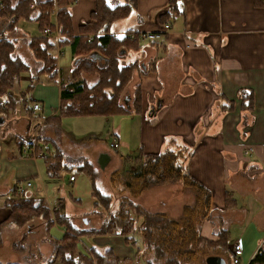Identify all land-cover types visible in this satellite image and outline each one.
<instances>
[{"label":"crops","instance_id":"obj_1","mask_svg":"<svg viewBox=\"0 0 264 264\" xmlns=\"http://www.w3.org/2000/svg\"><path fill=\"white\" fill-rule=\"evenodd\" d=\"M96 8L97 0H76L70 6L72 36L78 37L75 42L60 41L64 34L59 28L58 10L49 13L55 24L52 29L57 38L46 37L53 44L48 54L56 59V75L51 76L41 70L23 72L18 85L9 91L8 96L0 97V103L7 100L6 106L4 105L6 111L1 113L5 122L0 124V225L11 215L12 210L8 203L18 200L15 184L20 180H31L34 188L25 200L45 201L52 218L57 206L78 227H82L80 222L88 227L93 222L90 227H100L103 207L95 204L97 200L93 196L94 183L106 196L114 192L112 187L104 191L99 182L97 183L99 178L102 179L101 176L93 181L86 170H81L90 178V206L85 208L86 212H81L84 217L70 216L66 212L68 201L63 197L65 190L67 185L76 188L79 179L76 175L74 181H69L70 173H76L63 158L65 141L61 136L64 131L61 118L80 117L86 121L105 119L109 122L115 115H121L123 119L131 115L133 120L127 122L130 132L112 128L107 144L103 143L96 131L79 140L73 134L67 136V139L86 145L94 144L95 149L111 156L110 162L114 157L121 163L124 158L133 160L138 150L158 154L168 149L188 147L193 155L181 159L182 163L212 192V219L203 222L201 234L216 241L219 239L220 229L225 228L229 232L230 251L232 242L239 240L244 249L242 259L250 264L258 252L264 255V0H178V11L170 16L165 14L169 9V0H136L126 17L110 25V34L123 37L130 30L164 31L167 23L170 28L164 31L159 41L139 40L137 44L130 43L120 48L119 67L132 65L133 70L127 76L128 81L120 90L117 102L110 103L112 110L109 112L104 110L107 99L101 98L99 94L95 99L98 108L91 112L87 109L90 107L87 91H83L72 101H64L61 95L64 85L72 87L75 81L90 90L102 77V72L96 69L97 66H107L108 57L101 48L92 52L83 48L86 43L82 39L93 37L94 33L84 34L81 25L92 20L91 12ZM25 21L20 22L18 29L27 36L23 34L19 37L45 36L41 28L38 36H32L24 29V23L37 25L39 28L38 20ZM10 26L11 17H0V36L12 32ZM25 46L23 51H19L16 44V54L28 65L23 52L32 56L31 64L40 62L33 55L28 43ZM89 57L96 63L85 67L87 70L77 72L75 68L81 60H89ZM63 58L69 60L68 65L62 67ZM138 84L141 95L139 108L135 111V89ZM104 87L105 91L110 92L115 85L110 82ZM242 90L252 91L251 96L247 97L248 100L251 99L249 106L246 105L248 100L239 98ZM103 94L105 95L104 91ZM158 100H161L162 107L155 114L149 115ZM64 102L67 106L75 102L74 105L85 106L87 111L70 113L75 106L69 108V113L64 116L60 113ZM35 103L40 104L41 111L33 110ZM28 127L29 133L34 131L33 134L38 128L40 139L36 144L26 146L21 143V139H24L21 134H25ZM114 138L119 143L118 149L110 146ZM123 148L129 150V153L123 154ZM250 148L251 154H246V150ZM26 150H35L36 154L28 155ZM42 153L43 156L40 155ZM54 155L57 158L47 162L45 158ZM130 165V168L134 167L133 164ZM126 168L128 166L123 164L122 167H113L112 170ZM59 170L67 175L57 176ZM103 178L104 183L111 184L110 175ZM151 189L146 190L135 201L152 212H169L175 217L180 215L185 203L176 213L171 209L158 210L154 207L158 202L154 204L149 200ZM38 190H42L46 197L33 198ZM176 193L180 198L188 195L183 193L182 187H178ZM72 199L82 202L81 199ZM113 203L117 207L116 199ZM158 204L165 205L166 202L161 200ZM240 211L243 214L239 216L238 225L233 228L230 223ZM88 214L96 217L95 221L86 217ZM136 221L137 226L140 225L143 222L142 217ZM39 224H43V233H39L41 239L33 242L31 246L32 253L42 260L36 264H69L51 262L54 245L46 239L52 237L51 230H47L42 220ZM54 226L60 227L57 224ZM20 227L15 228L16 231ZM127 238L125 235L109 233L82 236L79 241L80 248L92 258L90 248L101 253L112 248L121 264H146L137 253V249L143 245L142 235L135 232L129 240ZM26 252L18 254L24 260L19 261V264L28 262L30 254ZM227 264L231 262L228 261Z\"/></svg>","mask_w":264,"mask_h":264},{"label":"trees","instance_id":"obj_2","mask_svg":"<svg viewBox=\"0 0 264 264\" xmlns=\"http://www.w3.org/2000/svg\"><path fill=\"white\" fill-rule=\"evenodd\" d=\"M59 1L58 9V22L60 31L64 34L63 42L77 41L72 36V23L70 6L76 0H0V4L5 5V10L0 9L1 16L9 14L11 19L15 22L20 20H38L41 30L43 27H53L55 24L51 18L45 16L51 13L53 2ZM134 4L130 5L129 2L125 4L117 3L113 7L107 0H97V8L92 13V20L81 25V31L86 34L93 32L94 36L91 40H84L86 43L84 50L92 52L100 49L106 52L108 63L106 67L97 66L96 69L102 72L99 83L87 89L82 83L75 81L73 86L66 87L64 85L61 95L64 101H72V99L80 93L88 92L90 100V109L95 111L98 105L95 99L98 94L101 98L107 99V104L104 110L109 112L112 110V103H116L120 94V90L128 81L127 76L132 72L133 66L119 67L118 59L120 55V48L130 43H136L139 40L130 39L126 37H118L110 34V25L120 18L126 17L129 10ZM31 2L37 4L36 10L30 8ZM47 7L45 9L42 6ZM178 0H169V9L166 15L170 16L175 14L178 10ZM34 16V17H32ZM46 18V19H45ZM12 25V26H13ZM10 26V29H12ZM103 32L104 34H101ZM85 37V36H83ZM82 38V37H80ZM48 37L41 36L34 38L30 41L29 47L33 51L36 59L43 63L41 71L49 73L51 76L56 75V59L49 53L50 48L53 46ZM7 36L0 37V97H7L9 91L15 88L20 80L23 72L30 71V65L21 59L16 54V42ZM96 61L89 57V60H81L78 67L75 68L77 72L87 70L85 67L94 65ZM77 76V75H76ZM126 77V79H125ZM113 83L115 88L110 92L105 91L107 83ZM34 86V82L31 83ZM140 84L136 86L135 92V111L139 108L141 91ZM102 90V91H101ZM105 92V95L103 94ZM252 91H240L239 98L244 101L248 100L247 97L251 96ZM106 96V97H105ZM111 103V104H110ZM251 103V99L247 101V106ZM7 100L0 103V116L5 112L4 105L6 106ZM71 104L67 106L65 102L61 105L60 113L67 115L69 108H74L76 105ZM101 108V107H100ZM99 108V109H100ZM87 111L85 106L77 105L70 113L78 114ZM21 143L26 146L32 144L25 139H21ZM193 155L188 147L179 148L177 150H166L157 153H144L143 150H138V153L133 157L134 167H128L124 170L118 169L111 173L110 181L115 195L103 194L94 183L93 196L96 198V206H102L103 220L102 225L98 228L88 227L80 228L74 225L68 216L63 212L55 211V216L52 218L49 208L45 201L35 199L12 200L8 204L11 207V215L4 224H16L23 226L31 223L32 220L38 218L45 222L47 230L57 224L63 227L65 232L60 238L53 239V261H61L69 264H121L112 250L109 248L101 253L94 248H90L92 256L81 249L79 238L82 236H92L100 234H121L130 236L138 232L143 237L142 248L137 249V253L146 261V264H210L209 257L216 256L221 258L227 264L228 261L232 262V253L228 244L230 243L228 230L220 229L218 240H211L205 238L201 234V227L205 220H211L212 215V192L201 181L196 179L187 169L181 159H187ZM53 157L47 156L45 159L49 162ZM80 167V170H86L87 173L95 181V176L89 168ZM180 182L183 185V193L189 194L193 197L192 202L182 205V211L178 216H172L169 212H152L142 207L135 201L146 190L162 183ZM114 195V196H113ZM114 199L118 202L117 207L113 206ZM142 217L143 222L137 226L136 219ZM55 223V224H54ZM264 264V255L258 252L253 257L250 264ZM18 264V263H7Z\"/></svg>","mask_w":264,"mask_h":264},{"label":"rangeland","instance_id":"obj_3","mask_svg":"<svg viewBox=\"0 0 264 264\" xmlns=\"http://www.w3.org/2000/svg\"><path fill=\"white\" fill-rule=\"evenodd\" d=\"M52 7H51V12L53 10H58L59 9V1H52ZM108 3H110L112 5V7L117 4L119 1L117 0H107ZM129 2L130 5L134 4L133 0H125L124 3ZM35 4V7H33V9H38L37 4L35 2H33ZM32 4V3H31ZM30 4V7H31ZM47 7V4L45 3V6H42L43 9H45ZM32 8V7H31ZM32 9V10H33ZM2 14H0V17H11L9 16V14H5L4 16H1ZM33 17V16H32ZM47 18H50V15L45 16ZM46 19V18H45ZM33 20V18H32ZM12 25L15 22L13 19H11ZM22 22H26L25 20H23L22 18L20 20H17L15 25H13L12 28V32L8 33L6 36L8 38H14L16 44H18L19 46V51H23L26 48V44L30 43V41L34 40V38H21L19 36L23 35V31H21L20 29H18L21 25ZM24 29L26 30V32L32 36H38L40 34V27L38 28L37 25H33V24H29V23H24L23 24ZM47 27V26H46ZM44 28V27H43ZM44 30V29H43ZM23 36H27L26 34H24ZM1 37V36H0ZM37 38V37H36ZM25 44V45H24ZM33 52V51H32ZM25 59L29 62V65L31 66L30 71H35L37 72L38 70H41V66H43V63L41 62H36L35 64H37L38 66H36L35 64H31L30 61H32V56L30 55V53L28 55H26L24 52L22 54ZM68 58H63L62 60V67L63 65H68ZM133 116L130 115V117H125V119H123V117L121 115H115L113 117H111L109 119V122H107L105 119H96L93 121H86L83 118L80 117H63L62 119V129L64 131H62L61 136H63L62 138L65 141V144L63 149H65V157L64 161L66 162V164H68L69 166L72 167L73 171L76 173V175L78 176V186L76 188H72L71 186L67 185V190H65V195L63 196L64 198L67 199L68 203H67V209L66 212L70 215V216H80V217H84L83 214H81V212H86L85 208L89 207V201L91 196L90 192H91V184L90 182V178L87 174L83 173L80 170V167L83 166L84 168H86V166L88 165L87 168H89L88 170L92 171L95 177H99L101 176V178L98 179L97 183L104 189V191L110 190L111 187L113 188L112 184H107L103 182V177H108V175H111V171L113 167L119 168L122 167L123 164L126 166H131L130 164H133L131 162H133V160H131L132 158H124L123 162H118L116 158L113 157V160L111 162H108V164L106 165V168H101L99 165V155H101V153L98 151L97 149H95V145L94 144H84V143H78V141L74 142L72 140H68L67 136H72V134L79 140L82 139L84 137H87L89 135H91L92 131H96L99 135L100 138H102L103 143H106L108 140V134L112 132V130H116L119 131L118 129L120 128L121 131H126V132H130V129H128L129 127L127 126V122L128 121H132ZM115 121H117V123H115ZM87 122H91V123H87ZM40 128V127H39ZM113 128V129H112ZM112 129V130H111ZM37 136L40 139V133H39V129L37 128ZM64 132V133H63ZM34 133V131L32 132ZM31 133V134H32ZM93 133V132H92ZM112 142V141H111ZM107 144V143H106ZM123 154L129 153V150H126V148L122 149ZM56 158V157H55ZM60 166V164H59ZM99 168V169H98ZM80 170V171H79ZM178 187H182L183 185L180 182H167V183H162V184H158L154 187H152L151 189V193L149 192L150 196H149V200H151V202L155 203H159L161 200H165L166 204H156L154 207H156V209H164V210H168L171 209V211L173 213L178 212L179 209H181V205L183 203L186 204V202H192L193 197L191 195H187L186 197H179V195H177L176 191L178 190ZM115 195V191L112 193ZM111 194V195H112ZM113 195V196H114ZM73 198H77V199H81L82 202L78 203L77 201H75L76 199H72ZM20 200V199H18ZM23 200V199H21ZM62 212V211H61ZM243 213L240 211L239 213L237 212L236 215L234 216V221L230 223V225L234 228L236 225H238V221H239V216L242 215ZM85 215V214H84ZM86 217L90 218L91 220L95 221L96 217H91V215H87ZM236 219V220H235ZM238 219V220H237ZM103 220V218H102ZM39 221H41L40 219L36 218L34 220H32V222L29 224H25L23 226L20 227V229H16L18 226L16 227H12V226H7V225H2V227H0V264H7V263H18L19 261H24L22 260L23 258L21 257V255L19 256V253H25L28 249V252L30 254L29 256V260L27 263L25 264H36V262H41L42 260L40 258H38L36 256V254L32 253V243L36 242L38 240L41 239L39 233H43L41 225L43 224H39ZM90 222V221H89ZM82 225V227L80 226V228H85L87 229L88 226L86 224H84L83 222L79 223ZM91 224H94L93 222H90L89 227ZM78 227V226H77ZM61 227H57L54 226V228L51 229V234L52 237L54 238H58L60 237L64 232H62ZM43 239V238H42ZM50 243H52L50 237L46 238ZM85 240V239H84ZM4 241L8 242L5 243ZM29 241V242H27ZM8 244V245H5ZM28 252H26V254H28ZM12 254V255H11ZM50 254V253H49ZM48 255V254H47ZM46 255V256H47ZM5 257V258H4ZM25 258V256H24Z\"/></svg>","mask_w":264,"mask_h":264},{"label":"built area","instance_id":"obj_4","mask_svg":"<svg viewBox=\"0 0 264 264\" xmlns=\"http://www.w3.org/2000/svg\"><path fill=\"white\" fill-rule=\"evenodd\" d=\"M31 7H35V4L33 2H31ZM0 9L1 10H5V5L4 4H0ZM56 13V12H55ZM170 28V24H165L164 25V31ZM164 31H134V30H130L127 32L126 37L128 36L130 39L133 40H147V41H159L162 36L164 35ZM43 34L45 36H52L57 38V36L54 35V30L52 29V27L48 26L45 27L43 30ZM89 37L88 39L91 40ZM87 39V40H88ZM33 110L35 112H39L42 110V107H40L39 103H35L33 106ZM38 136L37 133L33 134L32 133V140L31 142L34 144L37 143L38 141ZM110 146L113 149H118L119 148V143L117 141V138H114V140L112 142H110ZM251 149L246 150V154H251ZM26 153L28 155H34L36 154L35 150H26ZM41 156L44 155V153L40 154ZM66 173L64 171L59 170L57 172V176L59 177H63ZM67 175V174H66ZM76 179V174H72L70 173L69 175V181L72 182ZM33 182L31 180H20L15 184V191H16V199H25V198H29V193L30 191L34 188L33 186ZM35 197H46V194L42 191V190H38L36 191V194L33 196V198ZM59 209V207H55L54 211H57ZM232 262L233 264H246L243 259H242V254L244 253V249H243V244L237 240L235 242H232Z\"/></svg>","mask_w":264,"mask_h":264},{"label":"water","instance_id":"obj_5","mask_svg":"<svg viewBox=\"0 0 264 264\" xmlns=\"http://www.w3.org/2000/svg\"><path fill=\"white\" fill-rule=\"evenodd\" d=\"M161 107H162V102L161 100H158L157 104L151 108L149 115L155 114ZM4 120L5 118L3 116H0V124H3L5 122ZM29 127L26 130L25 134H21V137L24 138L26 141L31 142L32 134L29 133L30 132ZM110 160H111V156L108 153H104V152L101 153V155H99V160H98L100 167L106 168V165L108 164V162H110ZM209 263L210 264H225V261L219 257L210 256Z\"/></svg>","mask_w":264,"mask_h":264}]
</instances>
